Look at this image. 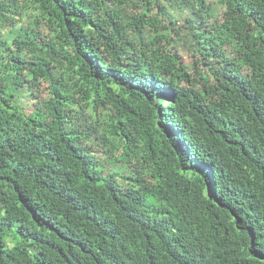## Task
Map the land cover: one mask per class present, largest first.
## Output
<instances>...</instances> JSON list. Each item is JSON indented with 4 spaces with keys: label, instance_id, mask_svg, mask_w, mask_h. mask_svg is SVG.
I'll use <instances>...</instances> for the list:
<instances>
[{
    "label": "trees",
    "instance_id": "1",
    "mask_svg": "<svg viewBox=\"0 0 264 264\" xmlns=\"http://www.w3.org/2000/svg\"><path fill=\"white\" fill-rule=\"evenodd\" d=\"M217 1L0 0V264H264V0Z\"/></svg>",
    "mask_w": 264,
    "mask_h": 264
},
{
    "label": "rangeland",
    "instance_id": "2",
    "mask_svg": "<svg viewBox=\"0 0 264 264\" xmlns=\"http://www.w3.org/2000/svg\"><path fill=\"white\" fill-rule=\"evenodd\" d=\"M209 2H210V6L215 10V12H214V14H213V16L214 17H218L220 14H221V12H222V10H223V7L218 3V1L217 0H209ZM165 20H166V18H164ZM167 21V20H166ZM182 22V20L180 21V23ZM184 47L181 49V53L182 54H185V53H187L186 51H184ZM189 53V52H188ZM188 53H187V55H185V56H188ZM186 59V61H193V58H190L189 56L188 57H186L185 58ZM32 103V100H31V97H25L23 100H22V102H21V104L23 105V107H25L26 109L28 108V106L30 105ZM28 110V109H27ZM94 145V147L97 149V148H99L97 145H95V144H93ZM99 158H100V156H99Z\"/></svg>",
    "mask_w": 264,
    "mask_h": 264
}]
</instances>
